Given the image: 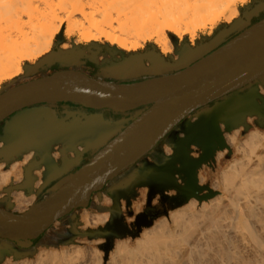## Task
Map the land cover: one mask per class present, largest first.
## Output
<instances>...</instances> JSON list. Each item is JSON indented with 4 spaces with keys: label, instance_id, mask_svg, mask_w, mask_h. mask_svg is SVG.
I'll use <instances>...</instances> for the list:
<instances>
[{
    "label": "water",
    "instance_id": "95a60500",
    "mask_svg": "<svg viewBox=\"0 0 264 264\" xmlns=\"http://www.w3.org/2000/svg\"><path fill=\"white\" fill-rule=\"evenodd\" d=\"M263 9L264 2L250 9L246 5L238 18L223 25L205 43L193 48L186 44L176 51L178 58L173 62L167 61L155 47L110 62L102 73L112 81L67 69L1 90L0 163L9 167L29 153L33 158L23 167L22 181L0 191L6 201V209L0 206V263L7 257L20 259L56 221L75 209L88 208L93 193H100L111 179L137 164L187 114L206 105L195 114V121L185 123L184 136L172 145L173 154L167 157L166 164L139 167L121 182L106 187L112 205L103 230L77 231L73 226L71 237L63 243L77 238H102L101 248L107 257L115 240L134 237L147 221L137 216L135 228L123 227L121 201L127 200L130 205L128 196L137 187L148 189V205L156 195L164 198L169 189L178 190L183 201L213 198L216 193L199 185L196 174L204 163H211L217 151L229 149L219 123L224 122L225 132H231L241 125L249 128L247 117L264 121V96L259 89L264 88V18L222 43ZM61 43L59 35L56 50L42 56L33 66H24V77H28V71L34 75L39 69L54 65H74L82 56L81 46L61 49L57 46ZM87 47L101 48L96 44ZM107 50L112 55L122 54L117 49ZM141 76L149 78L134 81ZM57 103H72L95 112H66L59 116L53 108ZM142 107L145 109L135 117L118 120L106 119L99 111L125 113ZM192 142L207 145L197 159L189 155ZM55 146L59 147V162L51 155ZM90 153L88 162L80 165L83 156ZM185 167L188 174L182 171ZM35 171H41V179ZM176 175L185 178L182 186L178 185ZM39 180L41 184L36 188ZM45 189L48 191L42 198L26 211L12 210L10 198L14 191L28 197L33 193L40 195Z\"/></svg>",
    "mask_w": 264,
    "mask_h": 264
},
{
    "label": "bare ground",
    "instance_id": "6f19581e",
    "mask_svg": "<svg viewBox=\"0 0 264 264\" xmlns=\"http://www.w3.org/2000/svg\"><path fill=\"white\" fill-rule=\"evenodd\" d=\"M246 1L123 0L116 11L122 18H113L111 10L104 7L94 24L95 32L82 33L78 39L89 42L104 38L125 51L152 40L165 53L171 48L168 32L193 40L198 30L213 28L221 19L231 22L239 15L237 3ZM31 4L32 0H0V83L19 75L23 61L36 60L52 46L46 23H31L35 11ZM61 4L67 20L86 15L82 3L72 0ZM228 142L241 158L221 171L222 179L214 187L224 195H217L212 206L190 201L157 220L134 242L118 240L107 257L96 249L69 247L64 251L42 250L34 263L19 264H264V134L251 130L244 140L234 134ZM201 144L192 142L190 146L202 154L205 145ZM16 165L5 172L0 165V188L9 182ZM20 197L19 193L15 198L16 209L24 210ZM106 219L87 213L84 224L96 226Z\"/></svg>",
    "mask_w": 264,
    "mask_h": 264
},
{
    "label": "rangeland",
    "instance_id": "374dc122",
    "mask_svg": "<svg viewBox=\"0 0 264 264\" xmlns=\"http://www.w3.org/2000/svg\"><path fill=\"white\" fill-rule=\"evenodd\" d=\"M63 1H72V0H45L44 3H38L34 0H32L31 6H32V8L35 9V11L31 13V19H32L31 23L35 24L38 22L39 23L45 22L49 32L52 34V46L48 52H50L51 50H53L55 48L54 45H55L56 39L59 35L62 37V43L59 45H62L63 48H71L73 45H78V46H84L85 45V46H87V45L96 44V45L102 46V47L107 48V49H117L118 51L121 50L120 52L123 55H129L131 53L141 52V51H144V50L151 48V47H155V49L159 50L158 47L156 45H154L152 40H147L143 44V46L137 48L134 51H125V52H123L124 50L122 51V49L118 48L117 46L110 44L104 38H101L97 41H89V42L81 41V40L79 41L78 38H79L80 34H82V33H94L95 32L94 24H95V22H97L101 18V11L104 7H107L111 10L113 18H115V19L117 17L120 18L121 16H117L116 11L120 7V5L123 4V0H73V1H76L78 3H82L85 5L86 15L85 16L77 15L74 18H72V20H67L65 15L63 14V12L60 10L61 6L63 5V4H61V2H63ZM253 1L254 0H247L244 3H237L238 10L240 11V9H242L243 7H245L250 2H253ZM239 16H240V12H239L238 17ZM224 21H225L224 19L219 20L213 26V28L207 27L206 29L198 30L196 32L195 38L193 40H190L187 35H184L182 38H178L174 34L168 32L167 35L169 36V39L171 42V48H169L168 52H165V53L162 52V53L163 54L170 53L173 50V48L177 46L178 42L196 43L198 41L207 40L218 29L222 28L223 25L228 24ZM115 23L118 24L119 22L117 23V21H116ZM59 45H57V46H59ZM159 51L161 52V50H159ZM40 58H41V56L39 58H37L36 60H33V61H23L22 62V70H23L24 66L34 64ZM17 76H15L12 79L5 80V81L1 82L0 83V91L3 90L4 88L10 86V85L17 84L20 81H22V79H18ZM246 123L249 124V128H247V129H245V127H243L241 125V126L235 128V129H237L235 131H233L234 129L231 132H225L224 131V133H226V135L224 136V141H225L226 145L229 147V149H223L221 151H217L215 153L214 159L211 161V163L209 165H207L205 163L206 165L205 164H204V166L202 165L201 169L199 170V179H198L199 182H198V184L203 185V186H208L212 191H214L216 193V195L213 198H211L207 201H202V202H199L195 198H190L188 201H183L182 199H180V196H179V193L177 190L171 191V194L168 195L165 199L159 198L156 195L155 200L151 202V204L153 205L152 207L155 208V211L152 213L150 218L149 217L146 218L143 215L145 213V209H146L144 207L146 204V201L142 200L141 203L137 202L135 210H136L137 214H140L142 216L143 219H146L147 225L143 226L141 231L138 232L134 237L127 236V237H124L122 239H125V240L127 239L131 242H134L135 239H137L145 229L150 228L157 220L164 218V217H168L172 212H174V211L182 208L183 206L187 205L190 201L196 200L198 205L199 204L202 205L204 203L208 207H210V206H212V200L217 195H224L223 190L215 189L214 186L217 183V181L222 179L221 171L226 169L232 161L241 158V155L236 152L235 148L230 146V144L228 142L229 136L236 134L238 140L242 141L246 138L247 134L251 130H259L260 132H262L264 134V121L263 120H259V119L254 118V117L253 118L249 117V118H247ZM240 132H241V134H240ZM168 151H170V150H168ZM31 155H32V153H31ZM31 155H30V158H31ZM30 158L28 157L25 164L18 166L20 169L19 180L16 181L15 178L11 177L9 182L5 186H3L0 189V191L4 187L8 186L9 184H11L13 182L19 183V181H21L23 179V167L26 165L27 162L30 161ZM19 161L21 162L22 159ZM139 165L137 164L135 167H133V168L131 167L128 170H126L125 172H123L119 178L114 179V181L109 184V187H112L113 185H116L117 183L121 182L130 173H132L137 168H139L140 167ZM7 169H8V166H5V164H3L2 171H5ZM142 192H143V195H145L146 188L142 189ZM18 194L19 193L13 192L11 194V198H10V201L11 202L13 201L12 203L15 205V207H14L15 212L20 213V212L25 211L30 205H32L36 201V199L33 196L26 197L24 195V193H22L20 199L23 202V204L20 205V208L24 209V210L16 209L17 205L15 202V198L18 197ZM102 195H103V197H102L103 199L100 200V202H102V203L99 204V206L101 207V209L110 208V206L112 205L111 199L107 195H105V193ZM4 197H5V195L0 193V206L6 205V201H3ZM141 212L143 214H141ZM87 213H93V212L88 210ZM87 213H84L83 217L81 218L83 228H87V227L94 228V227L99 226V224L96 226H91V225L85 226L84 216ZM130 217L132 219V222H134L136 217L132 216V215ZM100 225H102V224H100ZM118 240H120V239H117L113 242V246ZM103 242L104 241L101 238H97V239L77 238L75 240L70 241L67 244H64V243L47 244L45 246H40V247H35L33 249H30L26 255H24L23 257H21L20 259H17V260H15L12 257H7L0 264H19V263H23L25 261L28 263L29 262L34 263L36 261L37 255L42 250H45V251H48V250L49 251H52V250L64 251L65 249L69 250L71 248L73 249V247L74 248L80 247L83 249L88 248L90 250L96 249L97 251H100L102 253L103 250L101 248V245L103 244ZM69 247H71V248H69ZM103 254H104V252H103ZM108 256H109V254H108Z\"/></svg>",
    "mask_w": 264,
    "mask_h": 264
},
{
    "label": "crops",
    "instance_id": "0c3cea01",
    "mask_svg": "<svg viewBox=\"0 0 264 264\" xmlns=\"http://www.w3.org/2000/svg\"><path fill=\"white\" fill-rule=\"evenodd\" d=\"M236 18H238V16ZM236 18H234L233 20H235ZM231 22H229L228 24H230ZM87 46L84 45V46H81L79 48V51H82L83 52L82 53V56L80 58H78L76 60V63L74 65H72L71 67H58V66L54 65L51 68H48L46 70L39 69L40 72L37 73V74H34V75L33 74L29 75L30 74L29 73L30 71H28V73H27L28 74V77H24L26 75V71L24 70V67H23V70H22L21 74H19L17 76V78L18 79H22V81H20V82H23V81H26L27 79L37 78V77H40V76H43V75L51 74L50 73V70L53 67H57L58 69H77V70H79V69L83 68L87 62H91V63H95V64L98 63L97 54L96 53H91L90 54V52H88V49L89 48ZM90 48H95V47H90ZM101 48H104V47L101 46ZM123 52H125V50ZM158 52L162 56L165 55L162 52H160L159 50H158ZM35 64H36V62L34 64H30V65L33 66ZM104 67H102V68H104ZM102 68L100 69V71L97 74V77L96 78L97 79H102V80H107V81H112V79L106 78L104 76V74L102 73ZM259 89L264 94V88L261 87V86H259ZM247 118H249V117H247ZM1 127H2V124H0V134H1ZM219 128H220V131H221V136L224 139V136L226 135V133H224V131H225V124H224V122H220L219 123ZM235 130H237V129H234L233 131H235ZM240 134H241V132H240ZM202 144H204V143H202ZM206 146L207 145H205V147ZM159 152L160 153H167L166 150H165V148H164V150H160ZM171 152H172V150H171ZM151 153L152 154H150V156L148 154V156H144L143 158H141L138 163L142 165V161H143V163H144L145 160L149 162V160L152 159V157H156L157 156V152L156 151L155 152L153 151ZM30 155H31V153L24 155L21 162L20 161H16V162L12 163L8 167V169L5 170V171H8L12 167V165L17 164L16 165L15 172H14V174H13L12 177L15 178L16 181H18L19 178H20V174H19L20 173V169H19L18 166L25 164V162L27 161L28 157L30 158ZM53 156L55 157L56 154H54ZM54 157H53V159H54ZM1 164L2 163H0V165ZM2 167H3V164H2ZM182 171H185L186 174L189 173V169H186V167L185 168H182ZM35 174L39 177V179H41V171H35ZM196 178L198 180L197 174H196ZM198 182H199V180H198ZM40 184H41V181L40 180L37 181L35 183L36 188H38ZM106 187H109V184ZM106 187L100 193H96L95 194L96 196H94L93 200L90 201V204H89L88 208H86V209H80V210H73L69 215H67V216L59 219L58 221H56L43 235L39 236L36 240H34V242H33V248L40 247V246H45L47 244H59V243L65 242L68 238L71 237L73 226H75V228H76L77 231H82V230L91 228V227L83 228V225H82V222H81V218L83 217L84 213H87L88 210H90L91 212H93V213H88V214H95V215H104V216H107L106 221L102 225H99L97 227L91 228V229H94V230H97V229L103 230L104 225L109 220V217H110L109 210L111 209V206H110V208H106V209H104V208L101 209V207L99 206V204L102 203V202H100V200L103 199L102 198L103 197L102 194L105 193V195H106ZM109 188H111V187H109ZM142 189H144V187H137V188L133 189L132 193L128 196V199L130 201V205H127V200H123L122 203H121V210H122V216H123L122 226L125 227V228H128V229L135 228V220H134V222H132V219L130 217L131 215L132 216H135V217H137V216L142 217L140 214H137V212L135 210L136 209L135 207H136L137 202H140L141 203V201L144 200V201H146V204H145L144 207H146V206H152L151 203H150V205L147 204V192H148V189L146 188L145 195H143ZM47 191H48V189H45L40 195H37L36 193H33L32 195H30L28 197L33 196L36 199V201H37L40 198H42V196ZM171 191H176V190H174V189L166 190L165 193H164V198H162V199H165L168 195H170L171 194ZM16 193L22 194V192H16ZM155 197L156 196H154L152 198L151 202L155 200ZM1 207L6 209L5 206H1ZM14 207H15V205H14ZM14 207L12 208L13 211H15V208ZM141 214H143V213L141 212ZM143 215L146 218L148 217L145 213Z\"/></svg>",
    "mask_w": 264,
    "mask_h": 264
},
{
    "label": "flooded vegetation",
    "instance_id": "af4514ba",
    "mask_svg": "<svg viewBox=\"0 0 264 264\" xmlns=\"http://www.w3.org/2000/svg\"><path fill=\"white\" fill-rule=\"evenodd\" d=\"M259 2H264V0H257L256 2H254V1L253 2H250L248 4V9L254 7ZM263 18H264V9L259 13V15L257 17L252 18L250 20V23L248 25H246L245 27H243V29H240L239 32L232 33L231 35H229L228 37H226L225 41L222 44H224L225 42L229 41L230 39H232L233 37H235L237 34H239L241 31H243L247 27H249V26L257 23L258 21H260ZM206 41L207 40H203V41H198L196 43L178 42L177 46L174 47L173 50L170 53L163 55V57L167 61L173 62V61L177 60L176 51H178L181 48H183L186 44H188L190 47H196L197 45H199L201 43H205ZM58 47L61 48V49H71V48H63L62 45H59ZM53 50H56V48H54ZM151 50H152V48H148V49H146L144 51L145 52H148V51H151ZM155 50L158 52L157 49H155ZM88 52H90V54L91 53H96L97 54L98 63L95 64V63L87 62L83 68H81L79 70H77V69H74V70L81 71V72L86 73L87 75H89L91 77H94V78L97 77V74L99 73V71H100V69L102 67H104L106 65H109L110 62L121 61L124 57H127L128 56V55H122L120 53H117V54L112 55L110 53V51L107 50L106 48H89L88 49ZM196 60H194V61H196ZM59 70H67V69H58L57 67H53L50 70V73H53V72L59 71ZM148 78H149V76H141V77H139V79L134 80V81H142V80H145V79H148ZM131 82H133V81H131ZM260 93L262 95H264L261 91H260ZM212 104H213V102L210 103L209 105H212ZM205 107H207V105L204 106V107H200L198 109H195V110L191 111L189 114H187L162 139H160L157 142V144L147 154L144 155V156H148V154H149V156H150V154H152L151 152H153V151L155 152L156 151L157 152V156L156 157H152V159H150L149 162L145 160L144 163H143V161H142V165L140 164L139 166L140 167H148V166H155V165L163 164V163L166 164L167 163V157H169V156H171L173 154V151L171 152L172 145L173 144H176L182 138V135H183L182 134V130H183L184 126H185V123L186 122H193L196 119L195 114L197 112H199L200 110H202L203 108H205ZM53 108L57 111V113H58L59 116H63L64 113H66V112H68V113H77V114L78 113H94L95 112L94 110L86 109L84 107H81L80 105H74L72 103H57L56 105L53 106ZM144 109H145V107H142V108H138V109H135V110H132V111H127L125 113L113 112L110 109H102V110H99V111L101 113H103V116L106 119H109V120H118V119H121V118L135 117L136 115H138L139 111L144 110ZM164 148H165V150H166L167 153H160L159 151L160 150H164ZM168 150H170V151H168ZM188 151H189V155L193 159L198 158L200 156V154H201V150L199 148H197L196 146H190V147H188ZM54 154H56L55 157L53 156ZM51 155L54 157V159L57 162H59V158H60V155H59V147H56V146L53 147ZM91 156H92V153L87 154V155H84L83 156V161L81 162L80 165L88 162V160L91 158ZM32 158H33V155H31L30 160ZM137 164H139V163H137ZM137 164H135V165H133L131 167L133 168ZM131 167H129V168H131ZM201 167L197 169L198 179H199V170L201 169ZM76 169H78V167L74 168L72 170V172H74ZM128 169H126V170H128ZM125 171L120 172L117 176H115L113 179H111L108 182V184H110L111 182H113L114 179L119 178L120 175L123 172H125ZM176 179H177V182H179V184H183V182L185 180V178L183 177V175H176ZM21 181H19V182H21ZM13 183H15V182H13ZM95 194L96 193H93L91 195V200H93L94 196H96ZM157 196L159 198H162L161 195H157ZM122 201H121V203H122ZM152 206H146L145 207L146 208L145 209V214L149 218L152 215V213L155 211V208H153ZM80 209H82V208H78V209H75V210H80Z\"/></svg>",
    "mask_w": 264,
    "mask_h": 264
}]
</instances>
